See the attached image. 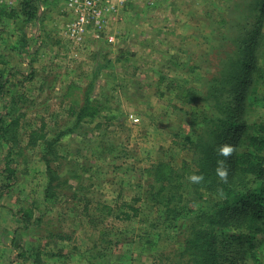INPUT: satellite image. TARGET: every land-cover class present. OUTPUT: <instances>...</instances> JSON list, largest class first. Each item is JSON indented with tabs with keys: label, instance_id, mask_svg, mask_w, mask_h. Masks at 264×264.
Instances as JSON below:
<instances>
[{
	"label": "rangeland",
	"instance_id": "1",
	"mask_svg": "<svg viewBox=\"0 0 264 264\" xmlns=\"http://www.w3.org/2000/svg\"><path fill=\"white\" fill-rule=\"evenodd\" d=\"M252 2L132 0L111 27L115 43L89 37L82 49L61 35L66 11L48 34L40 32L50 28L46 21H32L37 31L29 37L20 20L22 48L13 49L10 38L0 43V117L20 118L10 141L0 140V264H182L194 227L190 207L205 210L209 196L193 201V183L185 182L184 214L175 216L151 202L160 183L148 170L159 162L194 168L196 149L187 138L198 141L208 130V88L236 32L256 23ZM3 24L9 35L13 25ZM85 92L103 107L77 122L71 112L84 104ZM259 115L264 124V106ZM41 126L47 139L58 137L52 152L45 139L30 143ZM44 155L58 175L52 199L45 196ZM87 202L92 216L103 218L99 226L82 212ZM130 204L141 208L136 216ZM105 206L113 208L108 215Z\"/></svg>",
	"mask_w": 264,
	"mask_h": 264
},
{
	"label": "trees",
	"instance_id": "2",
	"mask_svg": "<svg viewBox=\"0 0 264 264\" xmlns=\"http://www.w3.org/2000/svg\"><path fill=\"white\" fill-rule=\"evenodd\" d=\"M29 1L22 3L25 13L31 17ZM251 9L250 16L256 23L250 25L246 21L236 32L232 38L234 46L208 88L212 113L208 130L199 135L198 141L187 138L196 149L194 168L188 161L180 170L167 162H159L148 170L160 183L157 191L149 193L151 202L161 204L175 216L184 214L181 202L186 197L185 182L193 183L190 189L193 201L203 194L209 196L205 210L190 207L194 227L186 233L182 264H264V124L259 115L264 106V0H253ZM255 91L258 93L253 94ZM0 93H4V82H0ZM85 95L84 104L71 112L77 122L96 117L103 107L87 92ZM19 124V117L6 123L1 115L0 140L8 143L9 134ZM43 130L44 126L33 130L30 143L45 139L46 148L52 152L58 137L47 139ZM44 156L50 180L45 196L52 199L57 195L58 184L54 180L58 175ZM5 168L17 178L15 169L8 165ZM221 172H225L226 177H222ZM193 176L201 179L193 181ZM141 198V195L136 196L133 203L140 202ZM130 208L133 216L141 210L133 204ZM89 211L87 202L82 212L94 226H99L103 218L95 219ZM112 211L113 208L105 206L107 215ZM26 213L22 214L25 226L30 224L32 216L31 211ZM125 218L132 215L126 213ZM101 233L105 236L106 232Z\"/></svg>",
	"mask_w": 264,
	"mask_h": 264
},
{
	"label": "built area",
	"instance_id": "3",
	"mask_svg": "<svg viewBox=\"0 0 264 264\" xmlns=\"http://www.w3.org/2000/svg\"><path fill=\"white\" fill-rule=\"evenodd\" d=\"M132 0H65L63 12L67 20L61 35L73 47L84 48L89 37L96 43H115L116 36L110 33L111 27L128 3ZM149 6H156L167 0H141ZM8 8L16 5V0H0Z\"/></svg>",
	"mask_w": 264,
	"mask_h": 264
},
{
	"label": "crops",
	"instance_id": "4",
	"mask_svg": "<svg viewBox=\"0 0 264 264\" xmlns=\"http://www.w3.org/2000/svg\"><path fill=\"white\" fill-rule=\"evenodd\" d=\"M60 1L61 2L58 1L60 4L59 6L56 0H30L29 5L31 7L28 8V11L32 12L31 17H29L25 13V10L23 9V3H22L23 0H16V5L13 8H10L11 11H9L10 9H8L7 6L6 8L2 5L3 9L0 11V43L1 42L5 43L6 41H9L11 39V44L14 45L13 49L15 50L21 49L22 48V46H20L21 37L19 36L21 33L23 35L24 26L20 24V20H23V22L21 23H24V22L27 23V30L25 31L27 32L26 35L30 37L31 33L36 34V31H37L35 25L33 27L31 26L33 24L32 21H35V22L36 21L37 22L46 21L44 25L50 27L49 25L55 24L56 22L55 20L57 18H59L60 16H64L62 13L64 10L63 8H61V3L64 0H60ZM51 18H55V19L50 20ZM8 22L9 23L11 22V24L13 25V27L11 26V31L9 34L10 36L7 33V27L5 26V24H3V23H8ZM53 29L54 28L51 26L50 28L46 29L47 31H44L45 29L43 30L40 29V32L48 34Z\"/></svg>",
	"mask_w": 264,
	"mask_h": 264
},
{
	"label": "clouds",
	"instance_id": "5",
	"mask_svg": "<svg viewBox=\"0 0 264 264\" xmlns=\"http://www.w3.org/2000/svg\"><path fill=\"white\" fill-rule=\"evenodd\" d=\"M220 175H221L222 177H226V173H225V172H221ZM191 179H192L193 181H198L199 179H201V177L193 176Z\"/></svg>",
	"mask_w": 264,
	"mask_h": 264
}]
</instances>
